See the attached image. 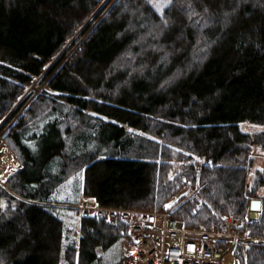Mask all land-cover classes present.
<instances>
[{"label":"trees","instance_id":"trees-1","mask_svg":"<svg viewBox=\"0 0 264 264\" xmlns=\"http://www.w3.org/2000/svg\"><path fill=\"white\" fill-rule=\"evenodd\" d=\"M102 1L0 0V131L46 81L5 132L19 169L0 186V264H120L125 225L81 218L74 243L64 233L58 204L83 197L191 229L212 211L246 221L258 200L245 231L264 237V168L248 188L264 130L240 129L264 127V0H172L163 14ZM232 257L264 264V246Z\"/></svg>","mask_w":264,"mask_h":264},{"label":"built area","instance_id":"built-area-1","mask_svg":"<svg viewBox=\"0 0 264 264\" xmlns=\"http://www.w3.org/2000/svg\"><path fill=\"white\" fill-rule=\"evenodd\" d=\"M75 208L80 218L95 217L111 225H126V258L120 264H225L239 245L264 246V237L245 231L249 218L244 221L233 215L217 214L207 229H191L173 218L171 211L102 207L86 199Z\"/></svg>","mask_w":264,"mask_h":264},{"label":"rangeland","instance_id":"rangeland-1","mask_svg":"<svg viewBox=\"0 0 264 264\" xmlns=\"http://www.w3.org/2000/svg\"><path fill=\"white\" fill-rule=\"evenodd\" d=\"M108 0H103L102 4L107 3ZM115 0H112L111 3L109 4V6L114 2ZM154 2L155 0H153L152 5L154 6ZM109 6H107V8H105V11L102 13L104 14ZM155 9H157L155 7ZM46 81H43L41 77H37L34 78L32 85L24 92V94L22 96H20V98L18 99L16 106L17 105H22L21 108L16 112V114L13 116V118L11 120H9V122L6 124V126H4V128L0 131V177L2 176V179L0 180V186L7 189V187L5 186V181L11 177L13 174H15L17 172V170L19 169V157L16 153H14L13 150H11L9 144L6 142L5 139V132L8 128V126H10L17 117L21 116L22 114H24L23 110L28 106V104L30 103V101L32 99H34L42 90V88L44 87ZM28 98V99H27ZM25 99H27L25 101ZM15 106V107H16ZM14 107V108H15ZM4 120L0 121V127L1 125H3ZM240 129L242 132L245 133H257L260 132L262 130H264V127L259 126V125H255V124H251L248 122H243L240 124ZM251 160H252V165L250 167L249 170V180H248V188L252 189L253 184H252V180L253 177L255 175V173L257 171H260L264 168V157H263V153L261 152V150L256 146L252 149L251 152V156H250ZM199 164V168L201 163L200 162H196V165ZM196 167V169H199ZM11 170V171H9ZM191 194H195L197 193V188H193L190 189ZM71 190L69 188H65L64 190H61L59 192V194L57 195V197H62L65 198L66 196H68L69 194H71ZM264 195V189H259V190H255V197L256 198H261ZM79 199V198H78ZM77 199V200H78ZM85 198L83 197L80 198L77 202V200L75 202L79 203L81 200H84ZM176 198H174L172 200L175 201ZM74 202H71L69 204H58V206L64 208L66 211L64 213L61 214V218L63 219L64 222V233H69L70 235V241L69 242H73L74 243V239L76 241L77 238V233H78V229H79V222L81 220L80 215L78 210L75 208L76 204ZM57 206V205H55ZM213 216L217 215V213L215 211H212ZM225 264H237L236 261L233 259V257L231 255H229L226 259H225ZM62 264H65L64 261H62Z\"/></svg>","mask_w":264,"mask_h":264},{"label":"water","instance_id":"water-1","mask_svg":"<svg viewBox=\"0 0 264 264\" xmlns=\"http://www.w3.org/2000/svg\"><path fill=\"white\" fill-rule=\"evenodd\" d=\"M254 204L257 206L254 207ZM259 208H260V202L258 200H252L250 203V212L248 214L250 220H256L259 218L260 216Z\"/></svg>","mask_w":264,"mask_h":264},{"label":"snow or ice","instance_id":"snow-or-ice-1","mask_svg":"<svg viewBox=\"0 0 264 264\" xmlns=\"http://www.w3.org/2000/svg\"><path fill=\"white\" fill-rule=\"evenodd\" d=\"M150 2H153V0H150ZM171 2H172V0H155L154 7L157 8L158 12L163 14L164 8H166ZM256 206L257 205L254 204V207H256Z\"/></svg>","mask_w":264,"mask_h":264},{"label":"bare ground","instance_id":"bare-ground-1","mask_svg":"<svg viewBox=\"0 0 264 264\" xmlns=\"http://www.w3.org/2000/svg\"><path fill=\"white\" fill-rule=\"evenodd\" d=\"M121 224H122V223H121ZM123 225H124V224H123ZM125 226H126V225H125ZM245 228H246V227H245ZM245 228H244V229H245ZM239 246H242V245H239ZM235 248H236V247H235ZM235 248H234V249H235ZM234 249H233V250H234ZM232 252H233V251H232ZM232 252L230 253L231 256H232Z\"/></svg>","mask_w":264,"mask_h":264}]
</instances>
